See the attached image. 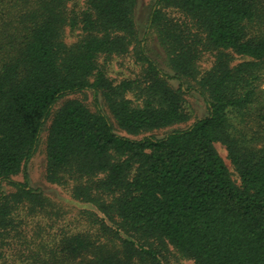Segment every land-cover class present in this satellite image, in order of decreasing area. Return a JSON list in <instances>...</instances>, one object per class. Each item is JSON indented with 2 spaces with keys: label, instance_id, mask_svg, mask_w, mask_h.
<instances>
[{
  "label": "trees",
  "instance_id": "trees-1",
  "mask_svg": "<svg viewBox=\"0 0 264 264\" xmlns=\"http://www.w3.org/2000/svg\"><path fill=\"white\" fill-rule=\"evenodd\" d=\"M68 1L0 0V240L17 232L19 211L36 217L49 205L30 187L26 171L52 117L46 180L74 183L77 200L95 203L119 222L107 242L75 233L52 239V247L29 243L25 264L156 261L154 251L132 239L166 241L193 264H264V149L230 145L236 185L214 148L228 141L229 117L251 105L264 80V0H155L145 35L152 29L162 40L172 74L144 53L133 20L136 0H85L78 8ZM168 9L192 22L197 41L187 38L186 22L165 15ZM66 30L78 32L75 42L66 43ZM132 44L144 63L142 74L113 85L99 59L123 56ZM199 46L247 60L230 66L220 54L196 81ZM86 91L95 101L101 96L119 129L131 136L185 122L183 96L190 92L202 97L206 115L161 138L132 139L115 132L96 102L91 111L67 100L52 114L59 99ZM258 119L264 133V109ZM96 173L105 175V190L119 194L113 204L94 197L89 180ZM19 174L23 180L15 181ZM4 182L14 192L6 193ZM99 223L106 231L104 220Z\"/></svg>",
  "mask_w": 264,
  "mask_h": 264
},
{
  "label": "rangeland",
  "instance_id": "rangeland-1",
  "mask_svg": "<svg viewBox=\"0 0 264 264\" xmlns=\"http://www.w3.org/2000/svg\"><path fill=\"white\" fill-rule=\"evenodd\" d=\"M85 0H69V7L75 6L83 7ZM155 3V0H136L133 20L137 29L138 40H140L144 53L150 59H152L156 65L167 74H172L167 64V54L162 46L163 42L156 35L154 30H149L145 35L148 17L150 11ZM166 16L173 17L180 22H186L190 28V34L187 37L192 41L199 39L198 30L192 26V22L189 19H184L181 13L175 10H166ZM78 32H69L66 30L65 41L67 44H71L76 41ZM183 37H178L179 42H183ZM205 43L204 36L201 38ZM138 50L136 45L132 44L127 54L123 56H112L110 58L101 57L99 64L106 70V76L113 82V85H118L125 80L134 81L140 78L142 74L144 63L139 60ZM220 54H225L230 59V66H234L247 59L234 55L230 51H215L207 50L203 46H199V53L195 60L196 69V81L201 78L205 73L209 72L215 65L216 60ZM170 85L173 88L178 87L176 80H170ZM195 79L191 80V85L195 87ZM256 95L251 105L238 112H233L232 117H229L226 132L228 134V141H219L214 144V148L220 157L225 162L231 179L236 185H240L239 176L236 172L235 166L231 162L230 158V145L236 144L243 151H258L264 149V133L261 129V125L258 119V114L264 109V80L257 85ZM131 99H134L133 95H129ZM67 100H76L83 103L91 111L95 110V102L102 109L105 115L111 120L116 133L122 136H127L132 139H140L143 136H155L161 138L167 133L177 130L185 129L191 125L195 120L200 119L206 115V108L202 97L197 92H190L183 96L184 109L189 114L187 120L183 123L176 124L170 127H166L159 130H153L145 135L131 136L119 129L116 122L112 118L108 108L105 106L104 100L101 96H97L95 101L93 94L90 91L77 92L68 94L54 105L52 114ZM49 117L45 123L42 133L40 135V142L36 153L27 163V175L29 185L34 190H39L43 196L48 200V207L38 216H25L23 211H19L16 218L18 221L17 232L10 233L9 238H3L0 240V264H25L22 255H26L29 243L31 248L34 249L36 244L45 243L52 247L55 240L64 235L82 234L91 236L93 239L103 240L107 242L112 238V233L117 229L119 219L113 218L112 220L98 211V207L95 203L86 204L81 200H77L74 197L75 184L68 182L67 184L50 183L45 178L46 172V138L48 128L51 122ZM114 162H118L122 159L111 156ZM134 168L136 165L133 166ZM129 178L132 176V168L128 174ZM89 180L94 188L95 198H100L111 205L118 199L119 194L114 191H107L104 189L103 184L105 175L103 173H96L94 177ZM15 181H22L23 176L19 174L13 178ZM83 183V182H82ZM87 184V183H86ZM2 189L6 193L14 192L12 186L7 183H2ZM85 185V183H84ZM87 212V214H84ZM104 215V217H103ZM103 219L105 225L108 227L106 231H102L99 220ZM20 222V223H19ZM39 234L33 243L32 238ZM36 238V237H35ZM137 242L144 249H151L155 252L156 261L147 259L145 262H135V264H193L191 260L184 258L178 253L171 245L166 241H158L154 239H132ZM28 245V246H29ZM138 245V247H140ZM29 246V249H31ZM36 249V248H35ZM22 256V257H21ZM31 262V259H27Z\"/></svg>",
  "mask_w": 264,
  "mask_h": 264
}]
</instances>
